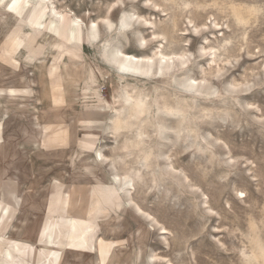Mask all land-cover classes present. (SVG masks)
Wrapping results in <instances>:
<instances>
[{
    "label": "rangeland",
    "instance_id": "374dc122",
    "mask_svg": "<svg viewBox=\"0 0 264 264\" xmlns=\"http://www.w3.org/2000/svg\"><path fill=\"white\" fill-rule=\"evenodd\" d=\"M0 264H264V0H0Z\"/></svg>",
    "mask_w": 264,
    "mask_h": 264
},
{
    "label": "bare ground",
    "instance_id": "6f19581e",
    "mask_svg": "<svg viewBox=\"0 0 264 264\" xmlns=\"http://www.w3.org/2000/svg\"><path fill=\"white\" fill-rule=\"evenodd\" d=\"M58 13L59 12L55 11L56 15H58ZM142 48H145V46L142 45ZM112 55L115 57L116 63L124 70L125 73L127 72L131 74H136L137 72H140V70L142 71V70H146V68L147 69L151 68L149 64L151 57L148 58L144 56L128 54L122 51L120 48L119 49L116 48L115 50H113ZM165 60H166V56H161L160 62ZM98 156L101 157V154L97 153V157Z\"/></svg>",
    "mask_w": 264,
    "mask_h": 264
}]
</instances>
